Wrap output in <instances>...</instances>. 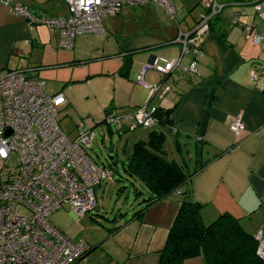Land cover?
Here are the masks:
<instances>
[{"label":"crops","instance_id":"obj_1","mask_svg":"<svg viewBox=\"0 0 264 264\" xmlns=\"http://www.w3.org/2000/svg\"><path fill=\"white\" fill-rule=\"evenodd\" d=\"M2 1L0 68L36 66L35 75L41 78L38 71L42 67H65L57 79L59 86L51 93L62 92L65 96L61 109L73 120L69 135H75L79 122L93 130L104 123L105 115L112 114L121 117L122 128L116 132L126 131L131 129V121L124 116L136 107L144 103L161 108L174 106L170 125H139L147 132L136 139L146 140L149 131L156 129L163 132V149L166 139L173 144V149L168 148L169 156L164 150L167 158L186 164L189 170L195 167L196 154L201 160H207L189 183L191 197L202 206L203 223L227 212L238 218L249 233L260 235L264 242V40L255 44L251 38L242 36L243 26L249 24L247 10L243 8L241 15L245 16L239 15V22H245H240L242 27L238 28L227 26L220 16L225 6L222 8L210 24L213 29L201 45L202 53L197 58L195 71H186L180 66L165 75L153 67L145 70L143 79L147 83L170 87L162 96L155 94L149 98V89L136 83L137 75L154 57L181 59L183 65L188 64L191 56L182 54L181 44L174 39L179 28L188 30L194 25L200 10L176 20L160 5L169 22L161 24L160 13L161 20L155 16L160 21L156 26L131 32L116 25L115 14L104 21L102 33L78 35L73 46L65 49L58 45L57 30L44 24L30 28L26 19L14 11V6L20 5L39 16L66 15L63 0ZM221 1L226 5L236 3L237 7L244 2ZM141 10L150 12L146 8ZM251 21L249 25L264 32V11H254ZM50 52L54 56L48 62L44 55ZM34 54L41 57L34 58ZM125 57L130 58V62L121 73ZM41 79L46 89V81ZM234 116L240 117L245 126L238 135L228 126ZM140 207L138 204L130 212L120 213L124 224L117 230V238L122 235L118 243L122 255L115 256L117 264H157L159 251L179 207V195L173 193L145 209L140 217H133ZM109 255L114 259L115 254ZM183 264L205 263L198 256L186 259Z\"/></svg>","mask_w":264,"mask_h":264},{"label":"built area","instance_id":"obj_2","mask_svg":"<svg viewBox=\"0 0 264 264\" xmlns=\"http://www.w3.org/2000/svg\"><path fill=\"white\" fill-rule=\"evenodd\" d=\"M8 3L9 0H3ZM2 1V2H3ZM67 14L60 16L35 15L20 5L16 14L26 19L29 27L44 24L59 35L58 45L70 49L76 36L99 34L104 21L118 14L125 5L142 6L150 2L162 5L171 18L177 9L173 0H63ZM254 11H264V0H249ZM201 10L188 30L179 28L176 42L182 54L188 53L187 65L181 59L154 57L143 65L136 83L149 89V98L162 96L169 90L163 83L149 84L143 73L149 67L165 75L180 66L195 71L201 45L210 33V24L222 8L221 0H200ZM244 14L243 7L235 11V21ZM247 38L258 44L264 32L253 25L243 26ZM31 69L0 68V264H86L90 248L85 240H70L51 225L50 213L70 206L78 217L96 206L94 186L112 177L111 167L98 166L87 154L95 133L79 122L74 136L66 133L56 116L66 99L62 92L48 93L45 82L33 75ZM253 76L256 75L253 73ZM156 106L144 103L126 113L130 128L151 127L157 123ZM103 122L111 129L122 128L121 117L105 115ZM229 129L238 135L244 123L231 117ZM256 253L264 260V242L255 236Z\"/></svg>","mask_w":264,"mask_h":264},{"label":"trees","instance_id":"obj_3","mask_svg":"<svg viewBox=\"0 0 264 264\" xmlns=\"http://www.w3.org/2000/svg\"><path fill=\"white\" fill-rule=\"evenodd\" d=\"M243 1L249 3V0ZM129 62L130 58L125 57L121 73ZM26 69L35 72L38 68ZM173 110L174 106L156 107L154 116L157 123L170 125ZM163 140L162 131L151 129L146 140H137L132 144L131 153L123 164L134 196H145L133 217H140L145 209L173 193L179 195V207L159 251L157 264H183L186 259L198 256L205 264H264L256 253V237L242 226L238 218L224 212L211 222L203 223L200 215L202 206L191 197L189 183L207 160H201L196 154L195 167L189 170L186 164L167 158ZM123 224L112 226L111 232L117 231ZM93 247L90 246L87 254Z\"/></svg>","mask_w":264,"mask_h":264},{"label":"rangeland","instance_id":"obj_4","mask_svg":"<svg viewBox=\"0 0 264 264\" xmlns=\"http://www.w3.org/2000/svg\"><path fill=\"white\" fill-rule=\"evenodd\" d=\"M146 5V7L124 6L122 12L114 16V22L118 27L123 26V30L131 32L138 28L141 30H147L156 26L160 13H162L163 17L161 24L170 21L162 6L153 2ZM173 5L177 9L175 15L176 20H179L181 15H190L201 10L200 0H173ZM242 6L248 12L249 20L246 18V22L251 24L250 21L251 17L253 19L254 5L243 2ZM143 8L150 10V12L142 13L143 10L141 9ZM238 8L239 7H237L235 3L232 5H226L221 11L220 16L228 23V27L231 25L232 27L236 26L239 28L242 27V23L240 22H245L241 20L240 22L237 21L233 24L235 21V11ZM156 15L158 18L155 17ZM259 21V23H261L262 20ZM261 24H263V22ZM242 36L245 37V32ZM50 53L51 54L44 55V60H49L48 62L52 60L54 54L52 52ZM39 54L41 55V51H39ZM39 54H34V58H40L41 56ZM64 71L65 67L52 65L40 68V71L38 72L40 77L45 79L48 92L51 93L57 89L59 86L57 79ZM32 74L35 75V72ZM65 113L66 112L61 109L58 112L56 119L61 128L67 133L68 130L72 128L71 124L73 123V120ZM141 127L142 126H136L135 129H127L126 131L119 132H116L118 131V128L113 126L112 131L109 130L111 128L105 123L94 127L93 130L96 137L91 142L90 147L86 148V152L98 166L102 167L105 165L111 167L113 171L112 177L103 180L100 184L94 186L96 206L89 212L75 217L72 214L71 207L66 206L65 208L50 213L47 217L49 223L59 231L63 232L70 240L77 241L82 239L89 243V245L95 243L98 244L86 255V261H88V264H117L116 257L119 258V256L122 255V250L118 246L122 235L118 239L117 234L119 232H111L112 226L120 225L124 222L123 217H120V213H123L124 211L130 212L138 204L141 205L139 202L142 199H145V196L135 198L132 185H130L129 181L126 179L128 176L123 171V164L126 163L127 158L131 153L132 144L138 140L136 138L145 135V132H147L145 129L141 130ZM134 130L136 131L134 132ZM139 131L142 132L141 135H139ZM168 148L173 149V144L166 139L164 150H166L168 154L167 156H169L171 152ZM137 186L140 188L139 185ZM120 187H122V189H120ZM110 253L115 254L114 259H111L109 255Z\"/></svg>","mask_w":264,"mask_h":264}]
</instances>
